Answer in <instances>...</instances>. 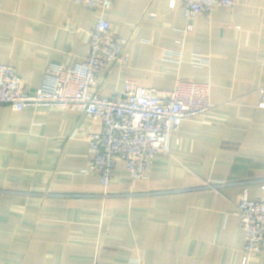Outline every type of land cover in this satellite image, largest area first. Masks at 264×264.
I'll list each match as a JSON object with an SVG mask.
<instances>
[{"label":"crops","instance_id":"obj_1","mask_svg":"<svg viewBox=\"0 0 264 264\" xmlns=\"http://www.w3.org/2000/svg\"><path fill=\"white\" fill-rule=\"evenodd\" d=\"M101 17L127 39L129 61L101 71L99 94L195 82L210 86L214 108L182 123L147 180L117 160L106 192L83 172L98 129L90 116L0 104V264H244L238 203L264 196V0L220 7L192 31L181 0H115L106 12L0 0V63L36 91L51 63L86 60ZM248 264H264V249Z\"/></svg>","mask_w":264,"mask_h":264},{"label":"built area","instance_id":"obj_2","mask_svg":"<svg viewBox=\"0 0 264 264\" xmlns=\"http://www.w3.org/2000/svg\"><path fill=\"white\" fill-rule=\"evenodd\" d=\"M90 9L106 12L115 0H75ZM240 0H181L187 31L193 22L220 7H233ZM127 39L111 30L101 17L90 30L86 60L75 64L51 63L41 86L28 91L18 70L0 63V104L16 111L27 107H59L81 111L98 124L89 132L91 162L84 173H96L108 192L117 160H123L132 179L147 180L159 155L172 152V137L186 120L202 116L214 108L208 84L179 81L173 90L146 88L127 82L123 91L105 97L99 94V75L116 63L126 65ZM193 61L205 65L196 55ZM258 103L264 109V87ZM77 132L74 133V136ZM240 224L245 229L243 263L264 249V196L252 199L242 194L238 203Z\"/></svg>","mask_w":264,"mask_h":264}]
</instances>
